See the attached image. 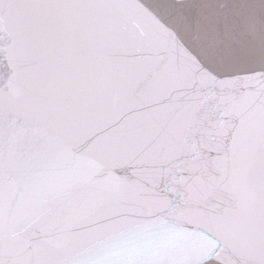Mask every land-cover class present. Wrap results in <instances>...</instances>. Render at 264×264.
<instances>
[{
	"label": "water",
	"instance_id": "water-1",
	"mask_svg": "<svg viewBox=\"0 0 264 264\" xmlns=\"http://www.w3.org/2000/svg\"><path fill=\"white\" fill-rule=\"evenodd\" d=\"M0 264H264V0H0Z\"/></svg>",
	"mask_w": 264,
	"mask_h": 264
}]
</instances>
